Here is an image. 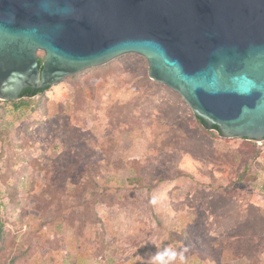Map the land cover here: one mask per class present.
I'll use <instances>...</instances> for the list:
<instances>
[{
	"label": "rangeland",
	"instance_id": "obj_1",
	"mask_svg": "<svg viewBox=\"0 0 264 264\" xmlns=\"http://www.w3.org/2000/svg\"><path fill=\"white\" fill-rule=\"evenodd\" d=\"M15 104L0 101V264H151L165 246L186 264H264L255 147L206 132L144 57Z\"/></svg>",
	"mask_w": 264,
	"mask_h": 264
},
{
	"label": "water",
	"instance_id": "obj_2",
	"mask_svg": "<svg viewBox=\"0 0 264 264\" xmlns=\"http://www.w3.org/2000/svg\"><path fill=\"white\" fill-rule=\"evenodd\" d=\"M127 54L206 131L264 141V0H0L2 102Z\"/></svg>",
	"mask_w": 264,
	"mask_h": 264
},
{
	"label": "clouds",
	"instance_id": "obj_3",
	"mask_svg": "<svg viewBox=\"0 0 264 264\" xmlns=\"http://www.w3.org/2000/svg\"><path fill=\"white\" fill-rule=\"evenodd\" d=\"M150 203L155 205L157 203L156 197H153ZM186 251L187 249L177 251L171 246H165L162 250L158 249L151 257V264H176L177 260H179L180 264H186Z\"/></svg>",
	"mask_w": 264,
	"mask_h": 264
},
{
	"label": "trees",
	"instance_id": "obj_4",
	"mask_svg": "<svg viewBox=\"0 0 264 264\" xmlns=\"http://www.w3.org/2000/svg\"><path fill=\"white\" fill-rule=\"evenodd\" d=\"M38 63H39V69L41 70V69H42V64H43V59H42V58H39ZM46 90H47V89H46ZM46 90H42V91L37 90V91H35V92H32V91H30V90H26V91H23V92H22V94H21V98H22V99H24V98L31 99V98H33V97H35V96H38V95H40V94H43ZM22 99H21V100H22ZM21 100H20V101H21ZM11 104H13L14 106H18V105H16L15 103H11ZM195 119H196V121H197V122H198V123L204 128L203 121L200 120V119H198V118H196V117H195ZM212 131H216V133L218 134L216 128H212ZM212 131H211V132L206 131V132H208V133H212ZM218 135H219V134H218ZM242 142H244V143H246V144H248V145H252V146H254L255 149H256V154L258 155L257 145H256L254 142H248V141H246V140H242ZM157 185H158V183L153 184V185H151V186H147V188H146L147 194L152 193V192L155 190V187H156ZM139 187H141V188H145V185L142 184V186H140V184H139ZM103 197H105V196H103ZM104 201H106V200H104ZM94 205H95V204H94ZM0 233H1V230H0ZM0 240L3 241V238L1 237V234H0Z\"/></svg>",
	"mask_w": 264,
	"mask_h": 264
},
{
	"label": "built area",
	"instance_id": "obj_5",
	"mask_svg": "<svg viewBox=\"0 0 264 264\" xmlns=\"http://www.w3.org/2000/svg\"><path fill=\"white\" fill-rule=\"evenodd\" d=\"M257 145V149H258V159L260 160V162L262 163L261 165V170H262V174L264 176V141L262 142H254Z\"/></svg>",
	"mask_w": 264,
	"mask_h": 264
}]
</instances>
